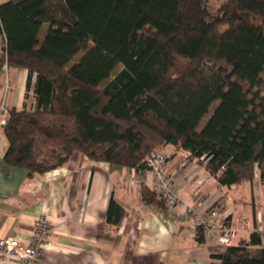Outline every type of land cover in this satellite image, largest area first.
Instances as JSON below:
<instances>
[{"label": "trees", "instance_id": "obj_1", "mask_svg": "<svg viewBox=\"0 0 264 264\" xmlns=\"http://www.w3.org/2000/svg\"><path fill=\"white\" fill-rule=\"evenodd\" d=\"M209 1L4 0L0 69L28 72L26 100L35 76L33 105L8 109L4 164L42 175L80 153L139 171L170 145L219 187L264 186V0H223L215 12ZM141 201L167 206L144 186ZM112 215L119 225L113 199ZM210 258L264 264V244L251 233Z\"/></svg>", "mask_w": 264, "mask_h": 264}, {"label": "crops", "instance_id": "obj_2", "mask_svg": "<svg viewBox=\"0 0 264 264\" xmlns=\"http://www.w3.org/2000/svg\"><path fill=\"white\" fill-rule=\"evenodd\" d=\"M28 72L0 69V101L8 109L33 105V84L26 94ZM7 91V92H6ZM8 142L0 131V237L32 238L33 224L46 217L51 232L33 264H211L215 245L199 244L193 223L181 207L158 208L141 201L142 187L150 189L152 174L93 162L75 153L63 166L30 176L3 162ZM166 174L184 204L201 196L217 200L230 214L264 223V186L258 178L229 188L219 187L204 167L189 154L166 145ZM113 199L123 210L119 225L108 221ZM241 236L240 239H248ZM217 248V247H216ZM0 264H18L14 259Z\"/></svg>", "mask_w": 264, "mask_h": 264}, {"label": "built area", "instance_id": "obj_3", "mask_svg": "<svg viewBox=\"0 0 264 264\" xmlns=\"http://www.w3.org/2000/svg\"><path fill=\"white\" fill-rule=\"evenodd\" d=\"M4 0H0V4ZM7 92V91H6ZM8 123V107L4 98L0 101V131ZM167 156L153 150L144 159V166L152 174L150 190L159 198H163L167 207H181L190 217L194 230H200L205 241L212 242L217 248L225 249L233 245L241 235L255 233L264 244V223L260 220L243 219L235 223L229 222L230 214L221 210L218 199L201 196L190 204L181 202L175 192L171 179L166 174ZM51 232L46 217L38 218L33 224L32 238L25 243L16 237H0V261L14 259L18 264H33L39 257Z\"/></svg>", "mask_w": 264, "mask_h": 264}, {"label": "rangeland", "instance_id": "obj_4", "mask_svg": "<svg viewBox=\"0 0 264 264\" xmlns=\"http://www.w3.org/2000/svg\"><path fill=\"white\" fill-rule=\"evenodd\" d=\"M221 1H223V0H210V1H209V5H208L209 10H210L211 12H215V11L217 10L218 6L220 5ZM45 29H46V26H43L42 29H41V31H40V35H39V39H40V41L43 39V36H44V34H45ZM81 55H82V53L78 54V56H76V57L74 58V62L77 61V60L81 57ZM120 69H121V67H117V69H115V70L112 72L111 77L108 79V81H109L110 79H112L113 76H115V75L119 72ZM262 77H264V74L262 75ZM103 85H104V84H102L101 86H103ZM217 105H218V102H214V103L211 105L208 114H207V115L202 119V121L200 122L199 129H201V128L204 127V125L206 124V122L208 121V119H209L210 116L213 114L214 110L216 109ZM155 150H158V152L162 153L159 149H155ZM183 212H184V211H183ZM186 215H187V214H186ZM187 216H188V215H187ZM243 219H247V218H242L241 220H243ZM241 220H239V221H241ZM241 236H248V235H241ZM241 236H240V237H241ZM214 249H215L214 251H216V250H217V251H219V250H220V251L224 250V249H220V248H216V247H215Z\"/></svg>", "mask_w": 264, "mask_h": 264}]
</instances>
